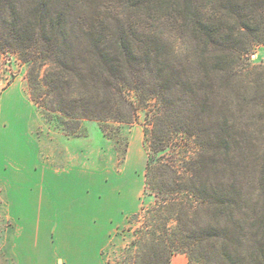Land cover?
Instances as JSON below:
<instances>
[{
	"label": "trees",
	"instance_id": "16d2710c",
	"mask_svg": "<svg viewBox=\"0 0 264 264\" xmlns=\"http://www.w3.org/2000/svg\"><path fill=\"white\" fill-rule=\"evenodd\" d=\"M262 46L264 0H0V50L64 131L95 121L125 151L143 115L153 203L127 218L130 264H264Z\"/></svg>",
	"mask_w": 264,
	"mask_h": 264
},
{
	"label": "rangeland",
	"instance_id": "374dc122",
	"mask_svg": "<svg viewBox=\"0 0 264 264\" xmlns=\"http://www.w3.org/2000/svg\"><path fill=\"white\" fill-rule=\"evenodd\" d=\"M263 53L264 46L258 47L251 61L264 63ZM27 68L17 53L0 50V264L13 262L6 243L15 222L6 214L22 208L36 212L39 202H47L48 210L57 208L60 234L83 226L110 231L107 264H130L135 251H124L133 238L126 230L127 218L153 203L145 194L143 115L138 123L121 126L125 151L95 121L84 120L75 133H68L31 100ZM180 139L173 137L169 155L182 145V155L193 157L192 139Z\"/></svg>",
	"mask_w": 264,
	"mask_h": 264
},
{
	"label": "crops",
	"instance_id": "0c3cea01",
	"mask_svg": "<svg viewBox=\"0 0 264 264\" xmlns=\"http://www.w3.org/2000/svg\"><path fill=\"white\" fill-rule=\"evenodd\" d=\"M264 53L262 54V57ZM264 59V57H263ZM47 202H39L36 212H8L14 228L6 243L12 264H107L104 252L111 232H95L79 227L75 232L60 234L57 208L48 210ZM82 220L84 216H81ZM66 253L65 256H61ZM169 264H193L185 254H174Z\"/></svg>",
	"mask_w": 264,
	"mask_h": 264
}]
</instances>
